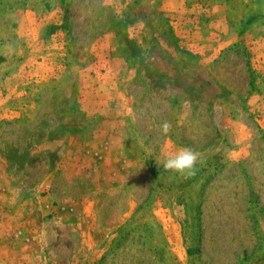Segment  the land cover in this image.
I'll return each instance as SVG.
<instances>
[{
  "label": "rangeland",
  "instance_id": "rangeland-1",
  "mask_svg": "<svg viewBox=\"0 0 264 264\" xmlns=\"http://www.w3.org/2000/svg\"><path fill=\"white\" fill-rule=\"evenodd\" d=\"M0 264H264V0H0Z\"/></svg>",
  "mask_w": 264,
  "mask_h": 264
},
{
  "label": "clouds",
  "instance_id": "clouds-1",
  "mask_svg": "<svg viewBox=\"0 0 264 264\" xmlns=\"http://www.w3.org/2000/svg\"><path fill=\"white\" fill-rule=\"evenodd\" d=\"M171 124L168 121H163L159 124L160 132L167 136L171 131ZM203 163L200 160V153L191 148H180L176 153L168 155L162 167L165 171L176 173L182 177H193L197 172V163Z\"/></svg>",
  "mask_w": 264,
  "mask_h": 264
}]
</instances>
